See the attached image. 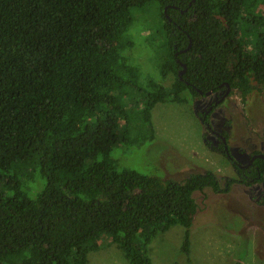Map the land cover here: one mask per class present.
<instances>
[{
	"label": "trees",
	"instance_id": "trees-1",
	"mask_svg": "<svg viewBox=\"0 0 264 264\" xmlns=\"http://www.w3.org/2000/svg\"><path fill=\"white\" fill-rule=\"evenodd\" d=\"M133 21L169 85H137ZM226 85L243 103L264 85V0H0V264H89L102 241L153 264L147 245L175 224L189 256L193 193L260 181L264 158L223 183L211 170L175 181L112 151L144 142L130 119L147 124L154 104ZM30 170L43 180L32 191Z\"/></svg>",
	"mask_w": 264,
	"mask_h": 264
},
{
	"label": "rangeland",
	"instance_id": "rangeland-1",
	"mask_svg": "<svg viewBox=\"0 0 264 264\" xmlns=\"http://www.w3.org/2000/svg\"><path fill=\"white\" fill-rule=\"evenodd\" d=\"M255 5L258 9L263 4ZM142 30V23L132 22L134 48L130 59L140 69L137 85L143 86L148 78L169 85L173 75L161 80L157 55L146 43ZM224 92L221 89L192 96L186 91L183 101L154 104L147 124L143 125L137 115L132 117L130 135L144 132L146 139L138 146L118 144L112 151L118 167L175 181L207 170L213 171L221 183L237 177L223 145L240 163L247 162L253 152L264 153V85L253 89L244 103L231 90L217 102ZM141 102L138 92L133 90L128 105L138 112ZM212 104L206 116L209 129L202 115ZM211 130L225 135L226 143ZM38 181L43 182L39 172L30 170L24 183L32 191V185ZM193 197L197 207L190 227L189 256L181 251L184 227L175 224L158 232L147 245L153 264H264V176L249 185L234 183L225 193L206 187L195 191ZM88 261L128 264L120 248L107 241L89 252Z\"/></svg>",
	"mask_w": 264,
	"mask_h": 264
},
{
	"label": "flooded vegetation",
	"instance_id": "flooded-vegetation-1",
	"mask_svg": "<svg viewBox=\"0 0 264 264\" xmlns=\"http://www.w3.org/2000/svg\"><path fill=\"white\" fill-rule=\"evenodd\" d=\"M226 90H227V88L225 89V92L217 100V102L221 101L227 95ZM210 93H213V92H210ZM210 93H207V94H210ZM217 102H215V103H217ZM212 107H213V104L206 111H204L203 112V115H202V118L204 119V122L208 126L209 129H211V126H210L209 120L206 119V116H207V113L209 112V110L212 109ZM211 131L214 132V135H216V136H218L220 138V141L223 144L226 143V136L225 135L219 134L217 131H214V130H211ZM223 146H224V150L227 153V156H228V158H229V160H230V162L232 163L233 166L234 165H237V166H240V167H246L248 164L252 163V161L254 160V158H256V157H262V158H264V153H261V152H253L250 155V158L247 160V162L240 163L239 161L235 160V158L232 155H230L227 146L225 144ZM234 168H235V166H234ZM235 171H236V169H235ZM250 180H251L250 182L253 183L252 179H250ZM235 183H238V182H235ZM239 183H241V182H239ZM243 184H245V183H243ZM249 184L250 183H247L245 185H249Z\"/></svg>",
	"mask_w": 264,
	"mask_h": 264
},
{
	"label": "water",
	"instance_id": "water-1",
	"mask_svg": "<svg viewBox=\"0 0 264 264\" xmlns=\"http://www.w3.org/2000/svg\"><path fill=\"white\" fill-rule=\"evenodd\" d=\"M227 87V90H226V93L229 91L230 87L228 85H226ZM211 91L207 92V93H210ZM223 97V96H222Z\"/></svg>",
	"mask_w": 264,
	"mask_h": 264
}]
</instances>
